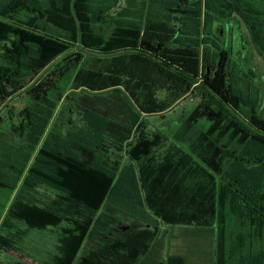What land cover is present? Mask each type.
Wrapping results in <instances>:
<instances>
[{
    "label": "trees",
    "instance_id": "16d2710c",
    "mask_svg": "<svg viewBox=\"0 0 264 264\" xmlns=\"http://www.w3.org/2000/svg\"><path fill=\"white\" fill-rule=\"evenodd\" d=\"M213 1L128 0L127 6L117 8L119 0H0V107L25 89L31 100L20 123L11 125L25 142L19 149L31 152L19 175L34 193L38 183L56 192L44 200L17 190L0 214V252L15 249L13 230L22 223L29 229L61 226L60 256L53 264H264V105L235 90L230 52L218 44L206 46L201 19L208 17ZM227 4L221 9L239 13L264 51L261 29L244 12L248 1ZM102 22L116 24V31L110 36L97 33L95 27ZM78 44L121 57L119 70H108L106 81L96 89L125 83L140 111L114 88L110 94L120 103L117 114L84 108L76 124L73 111L69 124L75 129L61 125L52 142V119L70 99V78L84 65V55L71 52ZM62 56L51 72L26 88L29 79ZM128 58V65L136 62L132 67L139 76L123 73ZM142 60L151 63L150 73L149 65L144 64V71L140 67ZM194 89L203 92L189 121L209 124L192 147L203 166L196 173L201 183L190 193L172 186L154 198L158 179L148 182L147 194L144 178L141 184L136 178L128 180L127 186L126 170L83 163L68 147L76 142L100 154L125 151L142 167L162 164L170 158L171 146L158 158L155 151L164 141L148 131L141 112L171 109ZM5 121L0 115V127ZM113 132L123 134L120 142ZM110 136L115 139L107 140ZM30 176L38 182L28 183ZM113 199L125 202L139 222L112 229L109 221L114 219L104 209ZM98 238L102 242L92 253L78 259L84 243ZM103 252L111 256L101 257ZM0 264L33 263L20 259Z\"/></svg>",
    "mask_w": 264,
    "mask_h": 264
},
{
    "label": "rangeland",
    "instance_id": "374dc122",
    "mask_svg": "<svg viewBox=\"0 0 264 264\" xmlns=\"http://www.w3.org/2000/svg\"><path fill=\"white\" fill-rule=\"evenodd\" d=\"M229 1L231 3L234 0L213 1L214 4L211 6L212 10H208L207 13L208 17L205 18V15H203L201 19V32L206 35L207 47H214L215 44H218L230 52L231 60L229 69L231 70V83L235 90L248 100L254 98V100L261 101L262 105H264V51L253 41L248 26L239 13H227L228 11L221 9V4L226 6ZM246 1H248L249 6L244 12L250 14V17L258 24L262 33L259 40L264 44V0ZM127 5L128 0H119L117 8ZM138 6H140V4H138ZM216 12H220L221 14L226 12L227 14L221 16V14ZM115 27L116 24L114 23L102 22L100 26L95 27V30L97 33L110 36L116 31ZM74 51L81 52L84 55L85 61L82 70L74 73L66 86L67 94L71 95L70 99L64 103L61 111L58 112L59 115H56L52 119L51 123L54 129H51V133L48 136V139L52 142L58 137V128L61 125L67 124L66 127L75 129L73 125L71 126L69 124V118L73 111V119L76 124L79 122L80 118L77 113L84 112V108L91 107L95 111L106 116L117 114L119 112L120 103L113 94H110L114 88L120 90L122 98L128 101L136 111H140L139 105L127 91L125 83L108 89H96L99 88L98 86L103 83V81H106L104 74H106L108 70H119L121 66L119 64V59L121 57L118 58V55L110 57L98 50H90L79 44L72 48L71 52ZM62 58L63 56L59 57L39 75L29 79L26 83V88H29L33 83H36V80L51 72L55 64L61 62ZM131 59L132 58H128L125 60L127 68L126 70L125 68L122 69L123 73L126 77H129L131 74L139 76L141 73L138 68L132 67L136 62L134 61L131 65L127 64ZM139 63H141L140 67H142L143 71L144 64L149 65L147 68L150 69L149 73L151 72L152 68L150 62L147 63L142 60ZM167 81L169 82L170 80ZM64 86L65 85H63V87ZM194 91L196 92L194 93ZM194 91L182 97L171 109L164 112H141L142 118L147 122L148 131L158 134L164 141L163 145L155 151L158 158H160L163 152L171 146L172 151L170 153V158L162 162V164H150L147 167H142L139 164L137 165L136 162L131 161L125 151L118 152L113 150L109 155L105 153L100 154L94 149H86L76 142L69 144L68 147L72 149L73 156L83 163L90 165L93 162L91 164L93 165L95 162H99L101 165L113 170L119 167L120 173L122 170H126L125 179L127 180V186H129L128 180L131 181L136 178L141 184V179L144 178L146 184L144 191L147 194H149L148 182L152 183L154 180L158 179V191L151 194L154 198H157V195L154 194H159L161 191L168 190L172 186L179 188L181 191L190 193L193 187L201 183L196 173L203 166L199 158L192 152V147L198 143L200 137H202V133L209 124L207 120H200L198 123L189 121L191 112L201 100L198 94L203 92L198 89H194ZM158 94L159 97H162L160 93ZM94 95L98 96L92 98ZM162 95L164 97L165 94ZM30 104L31 100L25 89L8 98L0 107V115L6 120L0 127L1 215H3V211L8 207L18 189H21V192L24 194L28 193L30 195V193H32V196L37 195L38 199L49 200L48 198L56 196V192L44 187L41 183H38V186L35 188L36 193H34L28 184L22 185L24 175H22V177L19 175V170L27 163L31 152L29 149H27V151L25 148L23 150L19 149L25 142L14 134L11 125H18L20 123L23 118L22 110ZM72 104L75 105V109ZM243 106L249 107L244 104ZM240 115L245 122L250 120L246 114L242 113ZM113 123L117 122L113 121ZM64 133H66L65 130ZM113 135H117L116 140L118 142H120V138L123 137L121 132H113ZM215 138V136H212V139ZM114 139L115 138L112 136L107 138V140ZM108 157L111 158V160L119 161L120 164L115 165L108 162L106 160ZM131 167H133V169ZM131 169L133 173H129ZM33 182H38L37 178L30 176L28 183ZM14 186H16V190L13 189ZM127 191L132 193L130 188ZM104 212L114 219L112 222L109 221L112 229L119 227V225H124L126 227L134 226L139 222V219L137 220L132 217V210L129 206L120 199L111 200L106 205ZM13 231H15L18 236L13 235V237L18 240L17 245L15 249H6L0 252V261L21 259L33 264H53L55 257L60 256L61 226L48 227L46 229H29L22 223H16ZM115 232L116 231H114V233ZM108 236L113 235L110 234ZM101 239L102 238L92 241L87 240L78 253L77 258L79 259L81 256H88L91 254L93 248H96L97 245L102 242ZM104 246L105 245H103V247ZM103 256L110 257L111 255L103 252L101 257ZM118 257L120 258L121 256ZM233 264L238 263L234 261Z\"/></svg>",
    "mask_w": 264,
    "mask_h": 264
},
{
    "label": "crops",
    "instance_id": "0c3cea01",
    "mask_svg": "<svg viewBox=\"0 0 264 264\" xmlns=\"http://www.w3.org/2000/svg\"><path fill=\"white\" fill-rule=\"evenodd\" d=\"M111 162H119V161H116V160H111V158H109Z\"/></svg>",
    "mask_w": 264,
    "mask_h": 264
}]
</instances>
